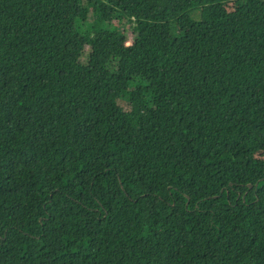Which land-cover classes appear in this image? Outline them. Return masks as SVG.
Here are the masks:
<instances>
[{
    "label": "trees",
    "instance_id": "trees-1",
    "mask_svg": "<svg viewBox=\"0 0 264 264\" xmlns=\"http://www.w3.org/2000/svg\"><path fill=\"white\" fill-rule=\"evenodd\" d=\"M0 264H264V0H0Z\"/></svg>",
    "mask_w": 264,
    "mask_h": 264
}]
</instances>
